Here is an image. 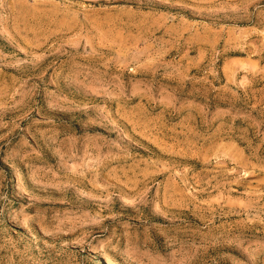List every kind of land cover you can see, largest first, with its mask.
I'll return each instance as SVG.
<instances>
[{
  "label": "rangeland",
  "instance_id": "1",
  "mask_svg": "<svg viewBox=\"0 0 264 264\" xmlns=\"http://www.w3.org/2000/svg\"><path fill=\"white\" fill-rule=\"evenodd\" d=\"M107 263L264 264V0H0V264Z\"/></svg>",
  "mask_w": 264,
  "mask_h": 264
},
{
  "label": "bare ground",
  "instance_id": "2",
  "mask_svg": "<svg viewBox=\"0 0 264 264\" xmlns=\"http://www.w3.org/2000/svg\"><path fill=\"white\" fill-rule=\"evenodd\" d=\"M107 262V261H106ZM108 264V263H107Z\"/></svg>",
  "mask_w": 264,
  "mask_h": 264
}]
</instances>
